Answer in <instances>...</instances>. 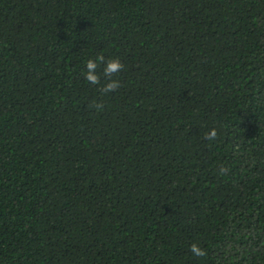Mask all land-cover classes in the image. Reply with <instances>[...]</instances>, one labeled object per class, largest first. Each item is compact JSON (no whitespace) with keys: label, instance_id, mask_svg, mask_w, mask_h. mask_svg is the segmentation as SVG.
I'll return each mask as SVG.
<instances>
[{"label":"trees","instance_id":"obj_1","mask_svg":"<svg viewBox=\"0 0 264 264\" xmlns=\"http://www.w3.org/2000/svg\"><path fill=\"white\" fill-rule=\"evenodd\" d=\"M0 264H264V0H0Z\"/></svg>","mask_w":264,"mask_h":264},{"label":"clouds","instance_id":"obj_2","mask_svg":"<svg viewBox=\"0 0 264 264\" xmlns=\"http://www.w3.org/2000/svg\"><path fill=\"white\" fill-rule=\"evenodd\" d=\"M100 63L104 64L103 75L105 77H109L108 81L103 85V92L105 93L112 92L120 86L118 80L110 78L113 73L119 72L123 67L119 58H112L105 60L104 55L101 54L96 56L95 59H88L85 62L87 70L83 72V76L85 80L92 85L100 84V76L97 74L96 71L98 64ZM215 136H216V132L213 129L210 133H208L207 139L212 140L215 138ZM221 171H224V169H221ZM191 251L197 256L203 254L202 250L195 244L191 246Z\"/></svg>","mask_w":264,"mask_h":264}]
</instances>
